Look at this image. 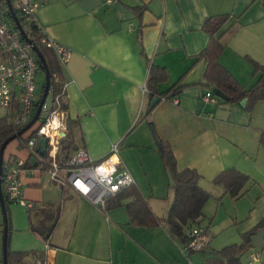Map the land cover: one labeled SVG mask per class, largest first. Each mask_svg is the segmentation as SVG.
Wrapping results in <instances>:
<instances>
[{
    "label": "crops",
    "instance_id": "obj_1",
    "mask_svg": "<svg viewBox=\"0 0 264 264\" xmlns=\"http://www.w3.org/2000/svg\"><path fill=\"white\" fill-rule=\"evenodd\" d=\"M36 1L43 33L72 52L64 69L67 116L74 123L76 149L84 147L99 161L117 145L134 186L155 215L165 219L174 190L157 139L168 142L178 168L197 170L201 188L212 196L200 221L211 242L206 251L193 253L164 226L131 223L126 205L132 198L103 211L74 189L52 181L48 172L28 167L29 161L40 157L17 141L9 144L5 161L26 163L21 178L30 207L9 203L10 250L29 253L25 264L42 259L51 264H205L213 253L241 245L243 235L264 220V147L260 144L264 101L252 113L241 104L222 100L205 105L202 98L210 91L204 85L207 63L199 55L209 42L202 30L205 20L230 15L220 63L245 90L251 89L259 75L247 58L264 64L263 1ZM139 7L146 10L139 14ZM151 66L167 72V80L158 86L160 93L183 86L153 109L147 91ZM148 110H152L149 119ZM6 115L5 111L0 119ZM229 169L251 179L247 193L237 200L213 182ZM51 228L45 240L42 234ZM254 255L258 257L254 264H264V242L263 248L252 244L241 255L242 263L249 264Z\"/></svg>",
    "mask_w": 264,
    "mask_h": 264
},
{
    "label": "trees",
    "instance_id": "obj_2",
    "mask_svg": "<svg viewBox=\"0 0 264 264\" xmlns=\"http://www.w3.org/2000/svg\"><path fill=\"white\" fill-rule=\"evenodd\" d=\"M262 1L264 5V0ZM136 10L140 14L146 10V8L139 7ZM230 20H232V17L228 14L217 15L207 18L203 24L202 30L209 36L207 47L199 55V59L205 60L207 63V69L204 75V85L215 97L227 104H240L243 100L247 99L245 110L248 113H252L257 103L259 101H264V64H259L254 60L247 58V60L254 66V74L259 75V78L257 83L251 87V89L245 90L235 76L220 63L221 55L225 50V46L222 43V37L226 32L224 27ZM20 25L27 37L34 43L44 58L45 64L50 73L51 86L49 97H59L60 99V114L67 126V135L60 142L59 159L66 161L70 154L76 150V146L74 145L71 132L74 123L71 122L67 116V79L65 76L64 65L59 61L56 52L53 49L48 48V46L42 42L43 39L47 37L43 33L39 22L29 23L26 19L21 18ZM139 39L141 40L140 32ZM140 43L142 42L140 41ZM34 54L38 60L40 71L42 70L45 73L44 66L38 58V55L36 53ZM167 78L168 76L165 69L151 66L147 84L150 102L154 99H171L183 89V86L175 85L168 92L160 93L158 86L165 82ZM44 88L45 85L43 90ZM43 92L38 95V101L35 104V114L42 100ZM218 95H223L226 99H220ZM151 112L152 110H148L146 118H150ZM43 119L44 117L41 115L40 120L36 124V128L30 133L27 132L11 141L9 144L14 141H19L23 145L28 146L29 141L36 134V130L42 124ZM149 123L151 126L153 125L150 121ZM22 129L23 128L16 129L14 127L10 121V116L6 115L1 118L0 151L4 143L14 137ZM260 144L264 147V132L261 135ZM157 146L163 164L170 176L172 189L174 190V201L168 216L165 219L157 217L151 209L148 201L135 186L119 193L111 199L107 204V210L121 207L123 201L132 198V201L126 205L131 223L144 227L164 226L173 239L179 240L184 246H186L188 232L196 225L200 224L201 219L204 217V207L212 196L201 188V175L197 170L189 168L180 170L178 168L177 158L168 142L157 139ZM37 151L40 160L35 159L36 161L34 162L29 161L27 166L40 169L41 172H48L51 166V159L49 157L50 147L47 148L44 155L41 154L39 148H37ZM35 164H37L36 167H34ZM250 181V177L243 172L237 169H229L222 172L213 182L215 185L222 186L225 189L226 194L232 199L237 200L247 193L246 188ZM6 206L9 217V202L7 200ZM262 229H264V220L251 233L243 235V243L241 245H230L213 253V257L205 264H243L241 261V255L245 253L248 248L252 247L251 236ZM51 232L52 228L46 234H42V236L45 237V240H49ZM8 243L10 244V234ZM28 255L29 253L27 252H12L9 248L8 264H25L24 259Z\"/></svg>",
    "mask_w": 264,
    "mask_h": 264
},
{
    "label": "built area",
    "instance_id": "obj_3",
    "mask_svg": "<svg viewBox=\"0 0 264 264\" xmlns=\"http://www.w3.org/2000/svg\"><path fill=\"white\" fill-rule=\"evenodd\" d=\"M9 1L19 23L21 18L29 23L38 22L39 4L36 0ZM113 1L108 0V3ZM42 42L56 52L62 65L68 63L72 55L70 49L48 38ZM34 53L15 22L8 0H0V109L7 112L16 129L26 127L35 114L40 67ZM202 101L205 105H216L219 99L209 91ZM174 104H178V100L174 99ZM60 113L59 97H48L42 111L43 117H46L29 141L28 148L34 156L39 157V141L45 139L47 148L50 147L51 166L48 173L51 180L64 188L74 189L93 205L106 211L108 202L133 187L135 179L123 166L117 145H113L110 154L99 161L92 159L84 147L74 150L66 161L60 160V142L65 138L61 134L67 135V126ZM25 171V162L4 160L2 189L9 203L30 207L24 200L25 189L21 176ZM210 242V233L198 224L188 232L185 248L193 253L203 252L208 249ZM257 261L258 257L254 255L249 264ZM36 264L51 263L42 259Z\"/></svg>",
    "mask_w": 264,
    "mask_h": 264
},
{
    "label": "water",
    "instance_id": "obj_4",
    "mask_svg": "<svg viewBox=\"0 0 264 264\" xmlns=\"http://www.w3.org/2000/svg\"><path fill=\"white\" fill-rule=\"evenodd\" d=\"M8 4L11 8V11L13 13L15 22L19 28V30L21 31V33L23 34V37L25 39V41L27 43H29L32 46L33 51L38 55V58L40 59V61L42 62L44 69H45V73H46V82H45V88H44V92H43V97L42 100L39 104V107L36 111V114L34 116V118L32 119V121L26 126L24 127L21 131H19L14 137L10 138L9 140H7L3 147L1 148L0 151V206H1V210H2V215H3V221H4V233H3V264H8V252H9V217H8V212H7V206H6V200L4 197V193H3V189H2V185H3V164H4V153L5 150L7 148V146L9 145V143L15 139H17L18 137L26 134L27 132H29L40 120V116L42 115V111H43V106L47 100V98L49 97V93H50V73L48 71V68L45 64L44 58L42 56V54L39 52L38 48L34 45V43L27 37V35L25 34V32L23 31L18 18L15 15V12L13 11V7L10 3V1L8 0ZM218 97L220 99H226L225 96L223 95H218ZM159 102V99H154L151 103L150 108L153 109L154 106ZM241 106L245 107L247 104V99L243 100L241 103ZM62 137H66V134L63 133L61 134ZM39 149L41 150V154L44 155L45 152L47 151V144H46V140L45 139H41L39 141ZM33 161V160H32ZM251 241L252 244L255 247H259V248H263V242H264V229L260 230L258 233H256L255 235H253L251 237Z\"/></svg>",
    "mask_w": 264,
    "mask_h": 264
},
{
    "label": "rangeland",
    "instance_id": "obj_5",
    "mask_svg": "<svg viewBox=\"0 0 264 264\" xmlns=\"http://www.w3.org/2000/svg\"><path fill=\"white\" fill-rule=\"evenodd\" d=\"M21 18V16H20ZM45 82H46V76H45V73L41 70L39 72V75H38V85H39V93H42L44 90H43V87L45 85ZM3 114H5V110L3 109H0V116H2ZM44 116V114H43ZM46 117V116H45ZM44 117V118H45ZM44 120V119H43ZM37 125H35L30 131L29 133L34 129L36 128ZM28 135V134H27ZM17 141H14L11 145H14L16 144ZM2 224H3V215H2V210H1V207H0V264H3L2 263V259H3V232H4V228L2 227Z\"/></svg>",
    "mask_w": 264,
    "mask_h": 264
}]
</instances>
